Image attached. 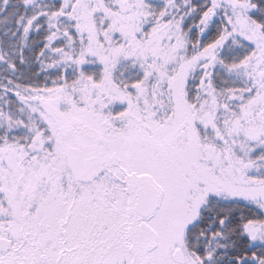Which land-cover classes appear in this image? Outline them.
Masks as SVG:
<instances>
[{
    "label": "snow or ice",
    "instance_id": "obj_1",
    "mask_svg": "<svg viewBox=\"0 0 264 264\" xmlns=\"http://www.w3.org/2000/svg\"><path fill=\"white\" fill-rule=\"evenodd\" d=\"M0 264H264V0H0Z\"/></svg>",
    "mask_w": 264,
    "mask_h": 264
}]
</instances>
